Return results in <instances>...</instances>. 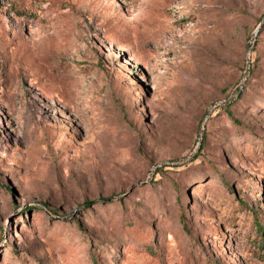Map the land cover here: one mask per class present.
<instances>
[{"label":"rangeland","instance_id":"1","mask_svg":"<svg viewBox=\"0 0 264 264\" xmlns=\"http://www.w3.org/2000/svg\"><path fill=\"white\" fill-rule=\"evenodd\" d=\"M0 264H264V0H0Z\"/></svg>","mask_w":264,"mask_h":264},{"label":"trees","instance_id":"2","mask_svg":"<svg viewBox=\"0 0 264 264\" xmlns=\"http://www.w3.org/2000/svg\"><path fill=\"white\" fill-rule=\"evenodd\" d=\"M257 224H259V222H258ZM183 225H185V223H184V222H183ZM260 228H262V226H261Z\"/></svg>","mask_w":264,"mask_h":264}]
</instances>
